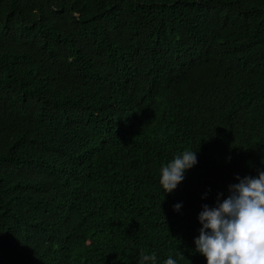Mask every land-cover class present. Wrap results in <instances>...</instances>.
I'll use <instances>...</instances> for the list:
<instances>
[{
  "label": "trees",
  "instance_id": "1",
  "mask_svg": "<svg viewBox=\"0 0 264 264\" xmlns=\"http://www.w3.org/2000/svg\"><path fill=\"white\" fill-rule=\"evenodd\" d=\"M258 171L264 0H0V264H207L203 205Z\"/></svg>",
  "mask_w": 264,
  "mask_h": 264
},
{
  "label": "clouds",
  "instance_id": "2",
  "mask_svg": "<svg viewBox=\"0 0 264 264\" xmlns=\"http://www.w3.org/2000/svg\"><path fill=\"white\" fill-rule=\"evenodd\" d=\"M197 162V151L185 150L163 166L160 183L165 192H173ZM236 179L239 182L229 185L226 198L218 194L216 205H203L199 214L202 227L194 250L206 257L207 264H264V171ZM180 208V204L174 206L177 211ZM140 255V264L155 260V256ZM165 264L176 261L168 258Z\"/></svg>",
  "mask_w": 264,
  "mask_h": 264
}]
</instances>
